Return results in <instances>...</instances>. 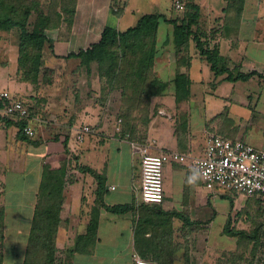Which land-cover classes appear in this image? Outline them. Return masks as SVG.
<instances>
[{
	"label": "crops",
	"instance_id": "crops-1",
	"mask_svg": "<svg viewBox=\"0 0 264 264\" xmlns=\"http://www.w3.org/2000/svg\"><path fill=\"white\" fill-rule=\"evenodd\" d=\"M83 1L76 0V12ZM96 1L92 0L91 9L100 10L97 4L102 10L109 7L107 0ZM184 1L199 8L193 30L201 34L209 49L217 48L220 67L232 73L254 72L264 76V0ZM122 2L125 7L130 0ZM122 2L118 13L105 14L107 18L97 38L89 40L92 36H87V43H97L105 26L124 31L136 24L141 16L134 25L120 28L126 23ZM171 2L175 5L183 0ZM0 33V54L6 56L8 47H15L17 56V44L14 45L11 35L18 43L17 36L13 32ZM82 42L79 40L78 46ZM157 47L153 73L165 87L150 98L147 107L143 103L141 110L136 109L129 116L121 90L111 89L102 105H93L95 113L93 110L92 114H84L82 107L62 127L68 130L64 133L69 137L68 157L74 158L75 164L66 167L55 234L58 254L55 264H133V255L156 264L159 260L165 264H206L203 261L206 250L211 249L212 237L216 242L217 236L221 244L230 241L228 237L236 240L240 237L243 245L245 240L246 249L234 245L227 250L220 246L216 264H229L226 260L230 254L238 264L237 260L247 257L248 252L249 264H264V206L254 197L245 198L220 189L207 191L190 162L192 157L203 156L205 139L210 134L245 140L264 150V135L259 139L256 134L229 127L238 126L239 117L244 120L239 107L251 115L258 114L259 107H263L264 116V82L259 84L255 77L247 82H229L225 80L227 74L215 76L192 41L187 50H177L169 33L157 36ZM14 60L11 66L0 63V92L21 101L16 99L20 95L16 88L19 82L11 73L17 72V57ZM177 73L189 80L188 94L180 102L175 98ZM99 107H102L100 112ZM15 121L3 114L0 103V233L3 241L9 224L12 234L17 235L19 240L11 247L16 264L22 247L20 235L26 234L28 238L30 234L46 154L45 142L51 133L38 131V125L33 129V140L39 144H29L20 139ZM78 122L94 123L84 125L90 127L91 133L76 143ZM133 146H148L155 154L175 152L188 158L185 163L164 165L163 199L159 204H144L140 200V162ZM79 168H88L101 177L100 196L95 175ZM70 173L74 176L69 178ZM141 206L148 211L141 214ZM116 207L129 210L110 211ZM24 218L28 220L26 231L24 227L15 228L9 221L5 225V220ZM141 221L143 225L139 227Z\"/></svg>",
	"mask_w": 264,
	"mask_h": 264
},
{
	"label": "trees",
	"instance_id": "trees-1",
	"mask_svg": "<svg viewBox=\"0 0 264 264\" xmlns=\"http://www.w3.org/2000/svg\"><path fill=\"white\" fill-rule=\"evenodd\" d=\"M39 1L0 0V31L15 32L18 40V66L27 68L34 77L43 67L42 50L46 45L49 48L52 47L44 31L59 27L61 24L59 11L66 16L68 14L67 20L65 19L68 29L71 26L76 5V0H50L48 12L43 14L38 9ZM183 2L185 12L181 18L171 19L163 14L153 13L141 16L134 26L124 31L105 26L97 43L76 53L66 54L63 59L78 60L80 65L87 69L91 63L96 64L100 79L105 81L103 91L107 94L111 89H120L122 101L127 104L125 111L129 116L134 110H141V104L144 103L147 107L150 98L155 93L163 91L165 87V84H161L153 74L160 22L171 27L177 50H187L189 42L192 41L196 50L209 63L215 76L227 74L225 80L229 82H247L253 77L259 84L264 82V76L254 72L232 73L220 67L221 58L217 48L209 49L206 42L202 41L201 34L193 30L199 18V8L188 1L183 0ZM34 12L37 15L31 25L29 18ZM52 15L56 16V21L51 18ZM174 84L175 98L177 102H180L188 94L186 87L189 85V80L186 75L177 73ZM27 110V119L16 120L15 125L22 141L38 145L39 142L23 133L26 125L30 124L33 127L32 123L35 122L28 107ZM68 141V135L58 132L45 142L46 154L43 160L41 182L36 195L35 212L26 242L23 264H55V234L59 225L63 182L68 165L66 160L69 153ZM79 170L95 175L99 181L97 195L100 196L103 188L101 177L88 168H79ZM128 210L127 207H116L110 211L124 213ZM144 210L148 211V208L141 206L139 212L142 214ZM151 210L155 212V207ZM143 220V224H146L147 219ZM1 223L0 220V228ZM143 224L142 221L139 222V227ZM141 255L145 254L141 253ZM159 264L165 263L159 260Z\"/></svg>",
	"mask_w": 264,
	"mask_h": 264
},
{
	"label": "rangeland",
	"instance_id": "rangeland-1",
	"mask_svg": "<svg viewBox=\"0 0 264 264\" xmlns=\"http://www.w3.org/2000/svg\"><path fill=\"white\" fill-rule=\"evenodd\" d=\"M49 1L50 0L39 1L38 9H40L43 14H46L48 12L47 9L49 7ZM171 1L172 0H130V3L124 7L125 4L122 2V0H107L109 7L106 8V10H102L101 6H98V4L96 8L100 10H93L91 9L92 0H84L80 6V9L77 12H74L72 16L73 18L71 26L68 29L66 25V17L68 18V14L66 16L59 11L61 22L59 27L46 29L44 31V34L49 40L52 47L49 48V46L46 45L41 52V62L43 64V67L40 72L34 77L32 72H29L27 68H19L18 63L17 72H11L13 73V75H15L14 77L19 82V84L16 85V88L17 92H19L20 95L17 96L16 99L21 100V102H23L31 112L32 119L35 121L34 123H32V125L34 126L33 128L36 129L39 125L38 131H40V129H43L46 132L51 133V137H53L58 132L64 134L68 130H65L63 128L66 127L65 125L69 124V121L71 122L70 119L75 117V114L79 111L80 108H84V114H92L93 110H95L93 111L94 113L97 111L96 108L93 109V105H102V100H105L107 94H105V91H103L105 81L100 79V73L97 69L96 64L91 63V65L87 69L84 66L80 65L78 60L66 61L65 59H63V57L66 54H69L71 52H78V50H81V48L86 49L90 46V43L86 42L87 36H92L91 39L88 38L89 40H95L97 38L96 35L99 34L102 25L106 21L107 16L105 14H107L108 12H110L111 14L118 13L120 10L119 7L122 2V10L125 8L126 13V23L120 25V28L123 29H125V27H127V25L129 24L131 26L134 25L135 21L140 16L145 14L158 13L163 14L171 19H178L182 17L185 12L184 2H181L183 5V10L176 11ZM95 2L97 1L95 0ZM100 2L103 3V1ZM114 8L118 10L115 11L113 10ZM36 15L37 14L34 12L29 18V23L31 25L34 23ZM51 18L56 21V16L52 15ZM165 28L168 29L169 32H167ZM72 30L73 34H71ZM164 32L166 35L168 33L172 34V29L170 26L164 25V23L160 22L157 36L161 37ZM13 38L14 45L16 46V39L13 35H11V40ZM79 40L83 41L81 46H78ZM8 50L9 51L6 56H2L0 54V63L3 64L7 62V64L11 66L15 61L14 59L16 57L18 58V54L16 56L17 52L15 47H8ZM153 74L155 75V73ZM262 92H264V89ZM101 109L102 107H99L98 112H100ZM238 112L241 113L245 121L243 120V122L239 117L237 118L238 121H236L237 123H239V125L237 126L235 124H232L229 127L233 130H235L236 128L240 131L245 130L246 134H256L260 139L264 135V116L262 115L263 107H259L258 114H252L255 117H252L249 112L247 113L246 110L240 109V107ZM93 123L94 122L88 123L89 125L87 123L85 124L91 126L90 124ZM85 124L83 122H78L75 124V128H81ZM32 138H34V134ZM66 160H68V165L70 163L69 168H71V165L75 164V160L72 157H67ZM69 175V178L74 176L73 173H70ZM8 221L11 222V224H13L15 228L18 226L21 227V229H23L24 227L25 231L27 230L25 228L27 227L25 223L28 220L25 218L21 220H5L6 226V223H8ZM11 227L12 226L8 224L6 234L5 236H3V241L2 234L0 233V262L2 264H15L14 259L12 258L13 251L11 247L15 245L19 239L17 240V235L12 234ZM214 238L215 237H212V241L210 242L211 249L206 250V256L203 259L206 264H216V262L219 260L216 258L220 256V246L221 248L227 247V250L233 249L234 245H237L238 247L240 246L241 249H246L244 246L246 245V242L243 239V245V243L240 241V237H238L237 240L236 238L228 237V240L230 241L222 244L219 241L218 236L216 237V242ZM199 240H201V236L199 237V239H197V245H199L198 243H200ZM20 242H22V244H20L22 245V247L18 252L20 253V258L16 261V264H23L27 242L26 234L20 235ZM56 254L57 250L55 256ZM248 254L244 259L237 260L238 264H241L242 262L244 264H249L251 259ZM2 255L4 256V258L2 257ZM62 258L63 257L61 256V259ZM226 261L228 263L231 262L229 264H235L236 262L234 256H232L231 254Z\"/></svg>",
	"mask_w": 264,
	"mask_h": 264
},
{
	"label": "built area",
	"instance_id": "built-area-1",
	"mask_svg": "<svg viewBox=\"0 0 264 264\" xmlns=\"http://www.w3.org/2000/svg\"><path fill=\"white\" fill-rule=\"evenodd\" d=\"M178 11L183 5L176 2ZM3 114L13 120L28 117L25 104L11 99L7 93L0 92ZM23 133L31 138L33 127L28 124ZM91 133L88 126L79 128L74 134V142L79 143L85 135ZM140 158V200L144 204H159L163 199V168L170 162L185 163L187 157L175 152L152 153L148 146H133ZM192 168L204 188L211 192L220 189L234 192L245 198L254 197L264 206V150L252 146L245 140H230L217 134H210L205 139L202 157L190 158ZM114 189V188H111ZM133 264H156L152 260L136 255Z\"/></svg>",
	"mask_w": 264,
	"mask_h": 264
}]
</instances>
